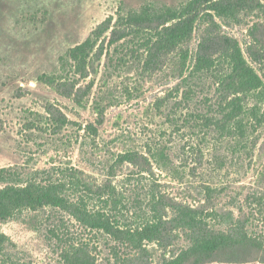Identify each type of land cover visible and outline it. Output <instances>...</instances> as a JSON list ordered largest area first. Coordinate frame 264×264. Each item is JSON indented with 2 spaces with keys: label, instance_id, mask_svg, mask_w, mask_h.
<instances>
[{
  "label": "rangeland",
  "instance_id": "374dc122",
  "mask_svg": "<svg viewBox=\"0 0 264 264\" xmlns=\"http://www.w3.org/2000/svg\"><path fill=\"white\" fill-rule=\"evenodd\" d=\"M189 1L0 0V169L25 181L37 171L73 168L107 200L92 206H104L114 224L113 232L92 231L58 208L22 210L0 220L5 262L67 264L63 254L77 247L97 264H167L190 243L173 226L143 239L154 221L150 202L161 194L167 205L229 214L210 219L209 230L237 228L252 245L202 264H263L264 88L247 95L243 112L229 121L222 67L196 74L193 66L201 43L230 37L247 58H258L250 63L264 84V0H236L237 21L201 19L177 48L156 55V25L121 22L115 42L104 34L110 19L113 27L118 16L177 10ZM88 38L97 43L82 78L66 53Z\"/></svg>",
  "mask_w": 264,
  "mask_h": 264
},
{
  "label": "trees",
  "instance_id": "16d2710c",
  "mask_svg": "<svg viewBox=\"0 0 264 264\" xmlns=\"http://www.w3.org/2000/svg\"><path fill=\"white\" fill-rule=\"evenodd\" d=\"M238 16L239 8H237L236 0H190L177 10L168 9L162 13L148 11L130 16L127 20L118 16L113 27H111L112 19H110V24L105 26L104 34L109 32L110 42H115L121 38L115 29L121 22H123L121 26L144 27L150 30L156 25V45L153 46L155 54L177 48L192 35L201 19L212 21L214 18H219L234 22L237 21ZM96 43L97 40L88 38L67 51L66 58L72 63L75 75H80L82 78L88 76V66ZM248 56L250 60L245 56L237 40L220 36L208 38L194 53V73L210 72L217 67H222L218 74L219 85L228 96H232V100L227 104L229 109L226 116L229 121L243 112L244 99L247 95L258 92L256 95L259 96V91L264 88L262 78L250 63H256L258 58L253 53H248ZM187 59L188 54L185 53L184 66ZM44 81L55 83L49 77H45ZM64 122H61L62 125ZM235 129L244 137L245 131L241 121L236 122ZM120 159L131 163L134 158L122 155ZM76 173L73 168L57 166L51 171L34 172L24 181L18 174L0 169V186L2 185L0 187V220L12 218L22 210L38 211L52 207L68 213L89 230L113 232L114 224L102 211L104 206L98 210L92 206L95 198L103 201L104 204L107 200H103L101 193L98 190L94 191ZM149 207L154 221L148 223L146 229L142 230L144 240H151L161 231L164 232L168 226L188 233L190 246L169 260L167 264H202L225 253L230 257H237L240 255L236 253L237 250L252 247L246 236L237 228L233 227L227 233L209 230L210 219L216 217L229 220L231 219L229 214L221 216L215 212L205 213L200 209L178 204L167 205L161 194L152 198ZM168 210L173 215L169 221L164 218ZM7 242V237L0 233V264H8L2 258ZM63 257L67 264H97L90 254L77 247L71 253L65 251ZM262 261L264 264V255Z\"/></svg>",
  "mask_w": 264,
  "mask_h": 264
}]
</instances>
